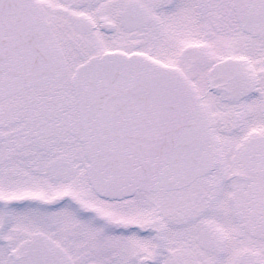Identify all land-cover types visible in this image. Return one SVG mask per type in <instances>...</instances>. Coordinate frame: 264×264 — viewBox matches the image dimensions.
<instances>
[{
    "label": "snow or ice",
    "instance_id": "snow-or-ice-1",
    "mask_svg": "<svg viewBox=\"0 0 264 264\" xmlns=\"http://www.w3.org/2000/svg\"><path fill=\"white\" fill-rule=\"evenodd\" d=\"M0 264H264V0H0Z\"/></svg>",
    "mask_w": 264,
    "mask_h": 264
}]
</instances>
